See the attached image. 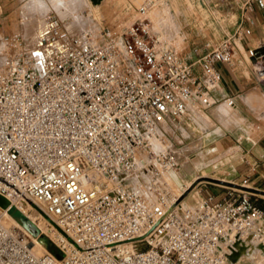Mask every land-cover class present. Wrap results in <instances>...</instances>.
<instances>
[{"label": "built area", "instance_id": "1", "mask_svg": "<svg viewBox=\"0 0 264 264\" xmlns=\"http://www.w3.org/2000/svg\"><path fill=\"white\" fill-rule=\"evenodd\" d=\"M252 3L264 6L243 5ZM147 6L116 37L102 29V40L45 13L38 43L58 48L49 59L18 51V32L0 38V195L35 210L63 253L35 254L0 213V264H236L251 247L264 264V191L243 178L182 206L161 175L177 169L176 155L151 149L165 126L213 103L215 64L234 66L249 29L237 23L186 63Z\"/></svg>", "mask_w": 264, "mask_h": 264}, {"label": "rangeland", "instance_id": "2", "mask_svg": "<svg viewBox=\"0 0 264 264\" xmlns=\"http://www.w3.org/2000/svg\"><path fill=\"white\" fill-rule=\"evenodd\" d=\"M229 2L230 0H0V38L18 32L21 36L20 44L16 48L18 51L32 50L34 57L49 59L50 54L57 52L58 48L51 45L40 46L38 43L45 29V13L54 14L63 28L72 34L89 30L96 40H102V29L109 30L110 36L116 37L119 28L136 16V7L148 4V18L159 39L173 48L182 61L189 63L196 57L192 53L194 47L201 48L206 41L214 43L221 40L235 29L237 7ZM164 7L167 10H164ZM231 28L233 29L230 30ZM36 53L43 54L37 56ZM219 110L227 112L223 106H220ZM173 124L171 128L165 127L162 135L158 132L162 140L155 138L151 149L154 152L163 148L172 151L177 157L178 169L182 163L195 161L198 154L204 152L206 142H200L197 148L194 143L198 140L204 141L210 131L206 130V116L203 113H197L192 120L178 119ZM225 136L226 134H221L218 139ZM203 160L205 162V159ZM204 165L203 163L199 167V173L203 170L208 173L211 170ZM229 168V165L218 164L215 171L221 173ZM175 171H161L162 180L174 195L181 191L177 189L173 178ZM165 173L170 175L166 178ZM214 173L198 176L188 190L180 193L176 201H180L181 205L190 206L206 193L221 194V185L227 183L208 176ZM1 210L0 208V213ZM247 252L245 257L248 260L242 259L236 264H260L262 259L256 248L253 247Z\"/></svg>", "mask_w": 264, "mask_h": 264}, {"label": "crops", "instance_id": "3", "mask_svg": "<svg viewBox=\"0 0 264 264\" xmlns=\"http://www.w3.org/2000/svg\"><path fill=\"white\" fill-rule=\"evenodd\" d=\"M244 2H229L237 7L235 21L249 29V33L237 43L234 66L216 63L220 79L209 90L213 103L205 109L190 108L186 115L179 118L192 120L197 113H203L206 130L210 131L204 141L194 143L197 148L200 142H206L204 152H200L195 161L182 163L174 173L175 184L181 191L191 186L198 176L214 172L221 177L214 174L208 176L225 183L246 178L251 188L264 191V71L258 64L264 59V54L256 58L248 54V50L254 52L264 45V6L252 3L250 8H246ZM193 70L197 72L198 68L195 66ZM226 98L232 99V106L226 104ZM220 106L225 107L227 112L219 110ZM173 123L165 127L171 128ZM221 134L226 136L218 139ZM203 163L211 169L208 173L204 170L199 173ZM218 164L229 165L230 168L218 173L215 171Z\"/></svg>", "mask_w": 264, "mask_h": 264}, {"label": "bare ground", "instance_id": "4", "mask_svg": "<svg viewBox=\"0 0 264 264\" xmlns=\"http://www.w3.org/2000/svg\"><path fill=\"white\" fill-rule=\"evenodd\" d=\"M148 5V4H147ZM164 10L166 9L165 7L163 8ZM167 10V9H166ZM151 11V10H150ZM155 11H157L156 13L158 14V10L157 9H155ZM151 12H153V11H151ZM155 13V12H154ZM153 13V14H154ZM155 15V14H154ZM147 17H148V8H147ZM149 19V18H148ZM157 20V19H156ZM31 28H33L32 26H31ZM46 52V51H45ZM44 52V53H45ZM42 54L43 53H40V55L39 56H42ZM155 140V138L152 140V144H153V142H155L154 141ZM151 144V145H152ZM165 171H167V173H168V171H174V170H165ZM170 174H164V176L167 178L168 176H169ZM190 188V186L189 187H187V188H185L184 189V191L185 190H188ZM170 191V190H169ZM182 191H178V192H176V200H178V198H179V195H180V193H181ZM174 193V192H173ZM172 193V194H173ZM181 194H183V193H181ZM174 195V194H173ZM174 195V196H175ZM8 206H14L16 209H18L20 212H22L23 214H25L24 216H26V218H28L32 223H34V225L37 227V229H38V231H39V233L40 234H44L47 238H49L53 243H55L56 245H58L59 247H60V242H59V240H58V238H57V235H56V233L52 230V229H50L48 226H47V224H46V222H45V220L42 218V217H40L39 215H38V213L37 212H35V210H33V209H31L30 207H29V205L26 203V202H24V201H21V202H18V203H15V202H10L9 203V205ZM182 206H185V205H183L182 204ZM7 209V208H6ZM6 209H2L1 211H2V214H3V222L5 223V224H13V225H15L18 229H20L22 232H23V234H24V236L27 238V240H28V242H29V245L31 246V250L35 253V254H40V253H44V252H48L38 241H37V239H36V237H32L26 230H24L9 214H7V212H6ZM253 247H251L250 249H252ZM247 251L246 252H244L243 254H244V256H247Z\"/></svg>", "mask_w": 264, "mask_h": 264}, {"label": "water", "instance_id": "5", "mask_svg": "<svg viewBox=\"0 0 264 264\" xmlns=\"http://www.w3.org/2000/svg\"><path fill=\"white\" fill-rule=\"evenodd\" d=\"M264 54V45L257 48L254 52V58L262 56ZM258 64L264 71V59L258 61ZM9 202L2 195H0V208L6 209L7 214H9L24 230H26L32 237H36L37 241L43 245V247L56 259L60 260L63 257L62 251L44 234H40L37 227L32 223L26 216H24L18 209L14 206H8ZM242 251V248L238 247V251H234L230 256L233 261L236 256Z\"/></svg>", "mask_w": 264, "mask_h": 264}, {"label": "snow or ice", "instance_id": "6", "mask_svg": "<svg viewBox=\"0 0 264 264\" xmlns=\"http://www.w3.org/2000/svg\"><path fill=\"white\" fill-rule=\"evenodd\" d=\"M36 55H37V56H39V55H40V53H36Z\"/></svg>", "mask_w": 264, "mask_h": 264}]
</instances>
